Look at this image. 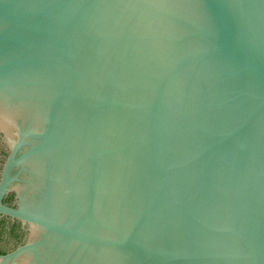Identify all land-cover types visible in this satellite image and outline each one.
Segmentation results:
<instances>
[{
    "label": "water",
    "instance_id": "95a60500",
    "mask_svg": "<svg viewBox=\"0 0 264 264\" xmlns=\"http://www.w3.org/2000/svg\"><path fill=\"white\" fill-rule=\"evenodd\" d=\"M0 135V264H264V0H0Z\"/></svg>",
    "mask_w": 264,
    "mask_h": 264
},
{
    "label": "flooded vegetation",
    "instance_id": "af4514ba",
    "mask_svg": "<svg viewBox=\"0 0 264 264\" xmlns=\"http://www.w3.org/2000/svg\"><path fill=\"white\" fill-rule=\"evenodd\" d=\"M0 137H1V135H0ZM6 154H7V151L4 152L3 161H4V159H5ZM3 161H2V163H3ZM1 166H2V165H1ZM13 196H14L13 193H10V192L7 193V194L4 196V198H3V202L6 203V202L4 201L6 197H11V201H12V202L7 203V204H12V203H13ZM0 218H3V219H7V220H9V222L11 223L10 227L16 229L17 232H18V237H17L18 239L15 241V243H14L12 246H10V247H8V248H6V249H0V254H5V253H7V252L13 250L15 247H17L18 245H20V244L23 242V240L25 239V236H26L27 230H26V226L22 225L21 222H19V221H17V220L11 219V218H9V217H7V216H4V215H0Z\"/></svg>",
    "mask_w": 264,
    "mask_h": 264
},
{
    "label": "trees",
    "instance_id": "16d2710c",
    "mask_svg": "<svg viewBox=\"0 0 264 264\" xmlns=\"http://www.w3.org/2000/svg\"><path fill=\"white\" fill-rule=\"evenodd\" d=\"M6 203H10L11 202V197H6L4 200Z\"/></svg>",
    "mask_w": 264,
    "mask_h": 264
}]
</instances>
